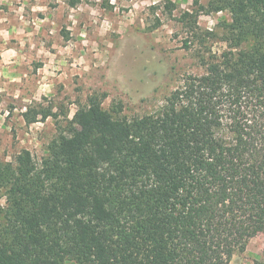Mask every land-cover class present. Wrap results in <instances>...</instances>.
I'll list each match as a JSON object with an SVG mask.
<instances>
[{
    "label": "trees",
    "instance_id": "obj_1",
    "mask_svg": "<svg viewBox=\"0 0 264 264\" xmlns=\"http://www.w3.org/2000/svg\"><path fill=\"white\" fill-rule=\"evenodd\" d=\"M193 2L185 46L201 44L205 71L160 110L128 117L93 93L40 163L28 148L0 160V264H231L264 233V0ZM220 11L227 47L206 56L219 35L198 17Z\"/></svg>",
    "mask_w": 264,
    "mask_h": 264
},
{
    "label": "rangeland",
    "instance_id": "obj_2",
    "mask_svg": "<svg viewBox=\"0 0 264 264\" xmlns=\"http://www.w3.org/2000/svg\"><path fill=\"white\" fill-rule=\"evenodd\" d=\"M167 1L110 0L105 7L102 0L76 6L69 0H0V160L13 161L28 148L40 163L59 127L93 93L106 94L105 108L119 106L133 117L160 110L185 74L203 73L205 49L194 40L185 46L189 33L181 20L184 11L195 10L194 2L171 0L170 12ZM231 19L228 11L200 14V27L219 35L204 55L227 47L220 35ZM35 107L58 116L26 122L24 113ZM263 256L259 233L231 264H254Z\"/></svg>",
    "mask_w": 264,
    "mask_h": 264
},
{
    "label": "crops",
    "instance_id": "obj_3",
    "mask_svg": "<svg viewBox=\"0 0 264 264\" xmlns=\"http://www.w3.org/2000/svg\"><path fill=\"white\" fill-rule=\"evenodd\" d=\"M4 53V52H3ZM0 73H3V71L2 70H0Z\"/></svg>",
    "mask_w": 264,
    "mask_h": 264
}]
</instances>
